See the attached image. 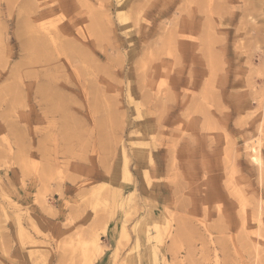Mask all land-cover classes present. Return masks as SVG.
I'll return each mask as SVG.
<instances>
[{
    "label": "rangeland",
    "instance_id": "obj_1",
    "mask_svg": "<svg viewBox=\"0 0 264 264\" xmlns=\"http://www.w3.org/2000/svg\"><path fill=\"white\" fill-rule=\"evenodd\" d=\"M94 243L264 264V0H0V264Z\"/></svg>",
    "mask_w": 264,
    "mask_h": 264
},
{
    "label": "bare ground",
    "instance_id": "obj_2",
    "mask_svg": "<svg viewBox=\"0 0 264 264\" xmlns=\"http://www.w3.org/2000/svg\"><path fill=\"white\" fill-rule=\"evenodd\" d=\"M127 0H124V2H126ZM253 1V0H252ZM123 3V2H122ZM121 4V3H120ZM125 4V3H124ZM124 6V5H123ZM122 10L123 11V7H122V4L121 5H119V8H118V10ZM138 10H139V8H138ZM121 11V12H122ZM136 11V10H135ZM120 12V11H119ZM119 17H120V19H121V21H122V23H123V25H125V24H127V26H128V22H129V15H128V13L127 14H123L122 13V15H120L119 14ZM24 22V21H23ZM54 22V21H53ZM20 25H21V23H20ZM27 24H25V26H26ZM24 26V27H25ZM28 26V28H30V25H27ZM126 27V26H125ZM130 27V26H129ZM21 28V27H20ZM27 28V31H29V29ZM25 29V28H24ZM23 29V30H24ZM41 30H42V28H40ZM130 29V28H129ZM46 30V29H45ZM124 30V29H123ZM126 31H127V27H126V29H125ZM43 31H44V29H43ZM129 31V30H128ZM46 32V31H45ZM23 33H24V31H23ZM23 33L21 34V35H23ZM28 33H30V31L28 32ZM28 33H26V34H28ZM31 35L34 37V38H36V40L38 41H43V40H41V39H39L38 37H36V36H34V34H33V32L31 31ZM19 34H20V32H19ZM25 34V35H26ZM49 34V33H48ZM24 35V37H25V41H26V36ZM47 36V35H46ZM22 37H20V39H21ZM27 39H28V35H27ZM29 39H31L30 37H29ZM28 39V40H29ZM32 40V39H31ZM31 40H29V41H31ZM37 41H36V43H37ZM24 43H26V42H24ZM24 43L22 42V46H25L24 45ZM27 43H28V41H27ZM26 43V44H27ZM32 43V45L34 46L33 48H35V44H33L34 43V41L33 42H31ZM30 43V44H31ZM39 43V42H38ZM42 43V42H41ZM42 45V44H41ZM36 46H38V44H36ZM26 47H29L30 48V46H29V43H28V45L26 46ZM32 47V46H31ZM38 47H39V49H38ZM37 47V50H38V54H39V56L42 54V56H40V57H44L45 55V53L43 54V53H39V52H41V50H42V48H41V50H40V45ZM28 48V49H29ZM37 50H36V52H37ZM28 51V50H27ZM43 51V50H42ZM31 51H29V53L28 52H26V53H28V55H30L31 53H30ZM44 52V51H43ZM33 54V53H32ZM32 54L30 55V56H32ZM37 55V54H36ZM36 57V56H35ZM33 58H34V54H33ZM37 59V58H36ZM28 60H30V59H27V63L29 62L30 63V61H28ZM31 62H35L33 59H32V61ZM42 91V90H41ZM248 148V147H247ZM247 151V150H246ZM254 157V156H253ZM125 167V166H124ZM127 170V169H126ZM126 174H127V171L125 172ZM126 198H128V197H126ZM102 249L96 244V243H94L93 244V248H92V253H91V256H90V258L89 259H87L86 261H85V263L84 264H89L91 261H93L97 256H99L100 254H101V251Z\"/></svg>",
    "mask_w": 264,
    "mask_h": 264
}]
</instances>
